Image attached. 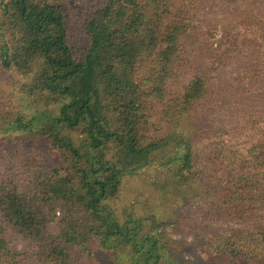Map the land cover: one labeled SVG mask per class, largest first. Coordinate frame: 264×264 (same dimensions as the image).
I'll return each mask as SVG.
<instances>
[{
    "label": "trees",
    "instance_id": "1",
    "mask_svg": "<svg viewBox=\"0 0 264 264\" xmlns=\"http://www.w3.org/2000/svg\"><path fill=\"white\" fill-rule=\"evenodd\" d=\"M211 1L105 0L79 17L87 42L78 47L66 34V0H0V72L32 74L28 94L67 98L52 115L24 94L16 124L42 130L52 152L70 154L75 171H33L31 155L4 151L0 264H81L95 236L138 244L147 259L154 237L139 239L138 224L117 228L100 203L116 196L128 168L163 161L190 167L191 139L160 136L155 113L173 81L182 89L178 113L193 115L206 131L207 161L223 184L217 218L241 221L264 209V0H215L236 20L203 50L197 45L206 34L202 8ZM4 127L0 136L11 123ZM78 131L81 141L73 146L66 132ZM9 237L30 252L15 250ZM207 248L235 264H264L261 232L228 229Z\"/></svg>",
    "mask_w": 264,
    "mask_h": 264
},
{
    "label": "rangeland",
    "instance_id": "2",
    "mask_svg": "<svg viewBox=\"0 0 264 264\" xmlns=\"http://www.w3.org/2000/svg\"><path fill=\"white\" fill-rule=\"evenodd\" d=\"M104 1L66 0V5L69 9L66 34L71 44L78 47L86 44L87 38L78 28L79 17L101 6ZM188 1L178 0V5L186 6L189 3ZM202 10L205 18L203 26L206 34L199 39L197 45L204 50L208 41L214 44L221 38L222 33L228 28L230 22L236 20V17L230 9H226L215 0L211 1L210 4H205ZM253 11H256V9ZM193 51L200 50L194 49ZM32 83V74L13 71L0 72V121L3 113L19 112L18 103H21V98L27 93L26 90ZM181 92L180 84L175 83V81L171 82L167 88V96L165 95L160 104H155V113L162 126L160 136L181 132L185 136L192 138V144H194L193 146H195L194 148L197 152L192 162L193 173L198 174L200 181L197 179L192 185L189 184L177 191L173 187V182L170 179H166L163 174L164 171L154 168L149 169L151 172L149 177L143 173L127 177L121 184L120 198L114 205L115 216L120 223L125 217H129L130 214L140 219L142 217L147 218L148 221L152 220V218H157L159 222L162 221L165 224L161 228L162 231L170 238L177 241L180 240V245L174 246L172 249L169 248L167 251L168 255L180 264H235L228 257L223 258L209 251L207 248L209 239L215 234L224 235L228 229H233V234L240 235L264 233V209L257 214L246 216L241 221L230 222L228 219L217 218L218 212L223 209L221 198L223 184L212 173L213 166L207 161L209 154L208 138L201 122L195 121L196 118L193 115L189 117L178 113L175 97L179 96ZM228 95V93L221 92L219 99L227 102ZM35 97H37L35 94L27 93L26 100L32 103L33 108L39 107L42 110H47L52 115H55L57 110L62 107V104L67 101L66 97L56 98L52 96L54 99ZM234 102L233 98L231 103L234 104ZM21 124H24V122L22 121ZM74 133L77 143L80 141L81 134L80 132ZM35 139L37 140L35 141ZM29 142L31 143L26 144L24 138H20L16 134H3L0 136V158L5 156L3 155L4 151L10 152L19 149L35 159L34 161L32 160L34 162L33 171H37L36 169L49 171L53 168L61 167V163L56 156L54 159L48 156L45 147L46 142L41 135H37ZM160 170L163 169L161 168ZM205 188L207 190L205 194L202 197H196ZM168 194H173L177 198L174 201L171 200L172 204L167 207L165 198H168ZM177 203L179 205H176ZM99 238L100 236L93 237L89 244L94 245L96 239ZM9 239L12 240V247L15 250L24 253L30 252L29 246L19 238L9 237ZM116 252L119 253L117 256L115 252L109 253L108 256H112L117 264H127L128 255L126 251L116 250ZM104 255L106 253L95 249L91 253V261L87 257V261L85 262L86 258H84L81 260V264H111L109 258ZM185 259L188 260V263ZM23 264L33 263L28 259ZM242 264L257 263L245 261Z\"/></svg>",
    "mask_w": 264,
    "mask_h": 264
},
{
    "label": "flooded vegetation",
    "instance_id": "3",
    "mask_svg": "<svg viewBox=\"0 0 264 264\" xmlns=\"http://www.w3.org/2000/svg\"><path fill=\"white\" fill-rule=\"evenodd\" d=\"M32 92L33 93H31V94H35L40 99H43V98L54 99L52 96H50L49 93H45V92H41V91L38 92L36 90H34ZM37 97H35V98H37ZM18 105L20 107L19 103H18ZM35 108H37L41 111H44V110L40 109L39 107H35ZM20 112H21V107H20V110L18 113L11 112L10 114H8V113L2 114L1 121H0V129H5L4 124L11 123V130L8 132H5L4 134H10V135L16 134V135L20 136V138H24V142L26 144H30L31 142H29V141L34 139L37 135H41L46 142L45 147H46V152H47L48 156H50L52 159H54L56 156L59 159V161L61 163V165H60L61 167L59 169H61L63 172H68L70 174H74V172H75L74 171V164L71 161V156L68 152L61 153L59 150L52 152L49 148L48 141L42 135V130L30 129L28 126L25 125V123L21 124L22 121H18V125L16 124V119L20 115ZM55 115H57V113ZM180 115H182V114H180ZM66 134H68L70 136V138L72 139L73 146H77L80 143L81 138H80V141H78L76 143L75 133L66 132ZM174 136H181V132L175 133L172 137H174ZM188 138L191 139V143H189V145L192 148V160L190 162L189 168L185 167L182 171V169L180 168L178 163H176L174 161H172L170 163H167V161H163L160 164H152L151 166L128 168V170H127L128 172L122 173L121 183H120V186L118 188V192H117L116 196L114 198H107V199L101 201V203H100L101 206H103L104 208H106L109 211V213L112 216L113 222L115 221V224L118 225L117 228H121L125 225L131 226L132 224H134V225L138 224L141 228V230L138 234L139 239H143L144 237H148V236L154 237V239L156 240V245L154 244L153 247L151 248L149 254L147 255V259L144 260V258L142 256L143 250L137 246L138 244L131 245V244L125 243L118 236H113V237L109 238V240H106L103 242L104 238H102L100 236L99 239H96L94 245H90L89 243L87 244V252H86L87 255H86L85 262L87 261V257H89L88 260L91 261V253L93 252V250L99 249V252L103 251V253H106V255H104V256H107L109 258V260L111 261V264H117V263L115 262V260L113 259L112 256H108V255L111 252H115V254L117 256L119 253L116 252V250H122V251L125 250L126 251V254L128 255L127 259H126L127 264H180L177 260H173L167 253L169 248L172 249L174 246L180 245V240L177 241L175 239H172L162 231L161 228L165 226V224L162 223V221L159 222V220L157 218H152V220L148 221L147 218L142 217L140 219V218H137V216L130 214L129 217H125V219L122 221V223H120L119 220L115 216L114 205L117 203V201L120 198L121 186H122L121 184L124 182V179L127 177H133V176H136V175H139L142 173L147 174L146 176L149 177V175L151 173L149 169L154 168V169H157L159 171H164L163 174L165 175L166 179H170L173 182V187L177 191L180 190L181 188H185L189 184L192 185L195 181H197V179L200 181V178L197 176L198 174L193 173L194 170H193V165H192L193 158L196 157L197 152L195 151V148H194L195 146H193L194 144H192V142H193L192 138L191 137H188ZM37 139H35V141ZM13 141H16V140H13ZM170 155L171 154H169L168 156L166 155L167 158ZM108 166H109V164L106 165L105 169L108 168ZM161 168L163 170H160ZM107 175L108 174L105 172V176H107ZM134 182H135V180H134ZM201 183H202V181H201ZM214 186H215V184H214ZM206 191L207 190L205 188L203 190V192L198 194L196 197H202ZM167 196H168V198H165V201H166L165 205L168 207L169 205L172 204V201H174L177 198V196H175L173 194H168ZM92 197L94 198L95 196H92ZM98 197L104 198L105 194L102 193ZM176 205H179V204L177 203ZM114 229L115 228H112L111 230H114ZM186 261L188 263V260H186Z\"/></svg>",
    "mask_w": 264,
    "mask_h": 264
}]
</instances>
